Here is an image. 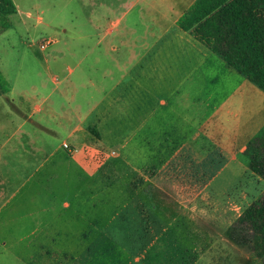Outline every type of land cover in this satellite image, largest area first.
<instances>
[{"label":"crops","instance_id":"obj_1","mask_svg":"<svg viewBox=\"0 0 264 264\" xmlns=\"http://www.w3.org/2000/svg\"><path fill=\"white\" fill-rule=\"evenodd\" d=\"M195 1L136 0L148 3L151 16L143 35L101 22L96 43L68 46L72 67L53 57L48 73L30 89L13 91L0 67L8 88L0 95V226L34 215L42 217L36 226L49 228L55 218L65 224L85 221L72 203L78 189L74 186L71 198L69 187L76 179L85 185L92 178L88 168L103 162L113 142L124 154L134 139L135 147H147L148 163L164 164L168 178L196 180V185L221 164L247 169L242 154L264 125L239 144L234 132L246 121L248 95L260 96L264 105V94L227 69L233 85L221 98L215 100L212 92L206 99L205 83L210 79L214 85L217 77L211 73L222 60L177 26ZM81 51L84 56L77 59ZM61 193L68 202L57 199ZM33 200L43 203L35 208L28 205ZM40 235L38 242L49 244L67 236L54 229ZM55 250L44 254L54 259Z\"/></svg>","mask_w":264,"mask_h":264},{"label":"rangeland","instance_id":"obj_2","mask_svg":"<svg viewBox=\"0 0 264 264\" xmlns=\"http://www.w3.org/2000/svg\"><path fill=\"white\" fill-rule=\"evenodd\" d=\"M12 1L18 12L0 22L9 25L7 30L0 28V67L16 93L38 86L53 57L72 67L74 59L68 56V46L96 43L100 38L96 28L101 22L143 35L151 17L148 3L136 4V0ZM46 42L50 45L40 50ZM83 56V51L77 53V59ZM219 62L211 73L217 77L214 85L206 79V99L212 92L215 100L221 98L222 91L233 85L227 69L235 78L246 80ZM248 99L246 121L234 132L238 144L264 125L260 96L248 95ZM134 145L133 139L124 155L119 145L109 144L103 162L88 168L92 178H86L85 185L78 179L72 181L69 196L72 198L78 189L72 203L80 208L78 216L85 215V221L77 219L72 225L55 218L50 228L36 226V219L42 218L36 213L38 216L0 226V264H264V258L256 259L224 237L243 210L264 193V181L247 169L233 170L227 164L212 168L198 185L196 180L170 179L164 164L148 163L147 147ZM64 179L61 175L58 181ZM57 199L69 201L65 193ZM43 202L33 200L28 205L36 208ZM53 229L67 236L55 244L38 242L44 237L41 231ZM20 237L24 242L17 241ZM50 248L56 249L54 259L44 254Z\"/></svg>","mask_w":264,"mask_h":264},{"label":"trees","instance_id":"obj_3","mask_svg":"<svg viewBox=\"0 0 264 264\" xmlns=\"http://www.w3.org/2000/svg\"><path fill=\"white\" fill-rule=\"evenodd\" d=\"M16 14L12 0H0V22ZM177 26L218 56L264 94V0H196ZM4 31L8 24L0 23ZM8 91L0 73V95ZM246 167L264 181V127L242 154ZM233 246L264 258V193L224 232Z\"/></svg>","mask_w":264,"mask_h":264},{"label":"built area","instance_id":"obj_4","mask_svg":"<svg viewBox=\"0 0 264 264\" xmlns=\"http://www.w3.org/2000/svg\"><path fill=\"white\" fill-rule=\"evenodd\" d=\"M48 45H50V42L43 43L39 46L40 50L45 49ZM65 148H67V145H64Z\"/></svg>","mask_w":264,"mask_h":264}]
</instances>
